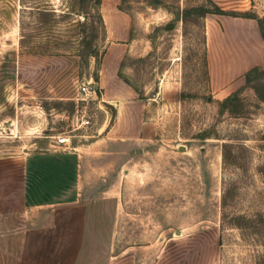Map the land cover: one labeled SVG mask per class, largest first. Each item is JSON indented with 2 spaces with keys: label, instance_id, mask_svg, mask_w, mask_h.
Segmentation results:
<instances>
[{
  "label": "rangeland",
  "instance_id": "1",
  "mask_svg": "<svg viewBox=\"0 0 264 264\" xmlns=\"http://www.w3.org/2000/svg\"><path fill=\"white\" fill-rule=\"evenodd\" d=\"M99 2L0 0V264L1 220L15 226L28 193L61 190L44 178L37 190L36 153L82 195L155 200L147 233L165 236L161 264H264V45L243 70L219 56L223 23L251 20L264 43V0H122L131 48L118 73L146 106L139 138L118 142L96 83L108 44ZM249 36L234 39L249 49ZM64 153L73 160L55 169L47 156Z\"/></svg>",
  "mask_w": 264,
  "mask_h": 264
},
{
  "label": "crops",
  "instance_id": "2",
  "mask_svg": "<svg viewBox=\"0 0 264 264\" xmlns=\"http://www.w3.org/2000/svg\"><path fill=\"white\" fill-rule=\"evenodd\" d=\"M121 1L100 0L98 5L108 44L102 54L96 83L104 100L113 107V120L105 130V137L116 142L139 138L146 106V101L139 97V89L118 73L122 58L131 48L132 27L131 16L119 6ZM252 22L238 19L236 28L229 24L225 27L223 23L228 48L219 56L234 59L233 67L242 66L241 70L246 62L260 57L264 45ZM247 24L251 26L249 31L239 26ZM213 31V24L209 23L205 31L207 49L214 41ZM245 34L253 39L249 49L234 39L236 35L246 39ZM211 58L213 61L214 54L207 53L209 68ZM41 156L36 153L28 168L37 178L34 185L39 190L44 178L48 181L45 187L56 186L61 190L28 193L27 212L17 219L15 226L8 227L1 220V264H161L165 257L162 250L165 236L160 237L159 230L153 238L147 233L146 219L150 208H155L151 204L155 200L143 194L82 195L74 187L65 188L68 182H64L63 174L43 172L38 162L43 159ZM50 156L47 159L58 170L74 158L68 153ZM106 196L108 208L102 205V198ZM160 216L165 217V208L162 206L160 213L158 205L157 217Z\"/></svg>",
  "mask_w": 264,
  "mask_h": 264
},
{
  "label": "built area",
  "instance_id": "3",
  "mask_svg": "<svg viewBox=\"0 0 264 264\" xmlns=\"http://www.w3.org/2000/svg\"><path fill=\"white\" fill-rule=\"evenodd\" d=\"M79 88H80V90H84L85 89V86L84 85H80ZM66 140H67V138L64 137V136H60V137L57 138V141L59 143H64V142H66Z\"/></svg>",
  "mask_w": 264,
  "mask_h": 264
}]
</instances>
